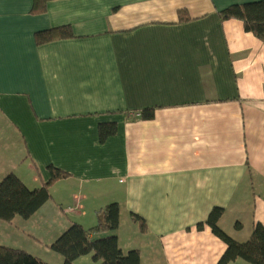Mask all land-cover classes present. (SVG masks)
<instances>
[{
  "label": "crops",
  "instance_id": "1",
  "mask_svg": "<svg viewBox=\"0 0 264 264\" xmlns=\"http://www.w3.org/2000/svg\"><path fill=\"white\" fill-rule=\"evenodd\" d=\"M259 1L52 0L35 14V0H0V182L70 175L29 220L0 221V245L64 264L51 245L112 203L120 247L141 264H218L226 245L197 228L216 207L225 233L250 240L264 226V41L219 13ZM64 26L73 39L37 45Z\"/></svg>",
  "mask_w": 264,
  "mask_h": 264
},
{
  "label": "trees",
  "instance_id": "2",
  "mask_svg": "<svg viewBox=\"0 0 264 264\" xmlns=\"http://www.w3.org/2000/svg\"><path fill=\"white\" fill-rule=\"evenodd\" d=\"M52 0H35L33 13L41 14L47 10V4ZM222 22L232 19L243 22L245 31L264 41V0L231 6L219 13ZM74 34L69 26H64L36 34L39 46L60 40L73 39ZM136 119L153 120L155 110L148 109L138 113ZM116 122L104 123L99 126L101 143L117 134ZM50 179L39 189L30 190L15 175L9 174L0 182V221L11 224L17 217L29 220L52 200L50 189L59 181L70 175L54 166L48 168ZM225 214L223 208H214L207 221L200 223L197 228L204 230L207 226L212 233L227 247L225 254L218 264H230L243 260L249 264H264V226L257 224L253 234L245 243H240L225 233L219 223ZM121 208L118 203H112L97 211V225L86 230L81 225L72 224L50 247V250L63 257L64 264L75 262L87 255H92L98 264H141L139 251L133 250L124 254L116 235L120 227ZM132 219L140 224L142 231L146 229L145 221L132 214ZM237 228H239L237 226ZM110 232L111 236L92 240L93 235ZM0 264H47L33 255L17 249L0 245Z\"/></svg>",
  "mask_w": 264,
  "mask_h": 264
},
{
  "label": "built area",
  "instance_id": "3",
  "mask_svg": "<svg viewBox=\"0 0 264 264\" xmlns=\"http://www.w3.org/2000/svg\"><path fill=\"white\" fill-rule=\"evenodd\" d=\"M136 116H138V117H139V114L137 113V114H136Z\"/></svg>",
  "mask_w": 264,
  "mask_h": 264
}]
</instances>
